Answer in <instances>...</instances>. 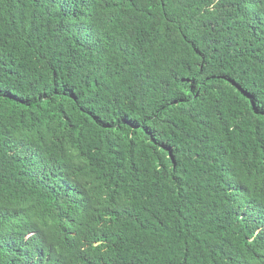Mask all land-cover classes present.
<instances>
[{
    "label": "trees",
    "instance_id": "1",
    "mask_svg": "<svg viewBox=\"0 0 264 264\" xmlns=\"http://www.w3.org/2000/svg\"><path fill=\"white\" fill-rule=\"evenodd\" d=\"M0 264H264V0H0Z\"/></svg>",
    "mask_w": 264,
    "mask_h": 264
}]
</instances>
